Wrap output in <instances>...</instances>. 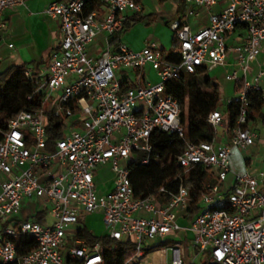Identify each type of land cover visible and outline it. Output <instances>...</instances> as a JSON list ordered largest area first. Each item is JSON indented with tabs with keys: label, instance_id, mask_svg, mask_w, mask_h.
I'll use <instances>...</instances> for the list:
<instances>
[{
	"label": "built area",
	"instance_id": "2783aa9c",
	"mask_svg": "<svg viewBox=\"0 0 264 264\" xmlns=\"http://www.w3.org/2000/svg\"><path fill=\"white\" fill-rule=\"evenodd\" d=\"M184 1L186 15L169 24L179 62L154 41L139 51L122 41L141 0H60L45 7L61 40L42 70L24 73L41 95L40 107L7 118L0 129V264H116L103 256L101 242L82 237V217L94 213L102 215L103 236L125 246L117 264H193L197 257L207 258L200 264H264V169L251 172L246 161L252 159L243 156L264 145L249 120L250 95L261 92L262 73L250 82L249 64L264 47V0ZM24 2L0 0V32L4 12ZM92 2L97 8L88 11ZM200 11L207 24L195 23ZM99 37L101 49L93 53L89 47ZM199 67L229 69L225 79L242 86L226 101L239 107L232 128L222 110L213 111L206 121L214 138L193 143L185 139L183 105L165 84ZM146 68L157 82L145 78ZM48 117L61 124L51 143ZM217 127L225 129V143ZM154 130L184 142L176 157L178 189L165 202L135 197L129 179L131 160L143 155L139 163L148 162ZM233 149L240 152L235 171ZM105 165L114 174L112 189L99 194L95 178ZM198 168L210 170L215 182L196 188L190 175ZM25 237L33 243L19 244Z\"/></svg>",
	"mask_w": 264,
	"mask_h": 264
},
{
	"label": "trees",
	"instance_id": "16d2710c",
	"mask_svg": "<svg viewBox=\"0 0 264 264\" xmlns=\"http://www.w3.org/2000/svg\"><path fill=\"white\" fill-rule=\"evenodd\" d=\"M97 8L92 2L87 10L91 11ZM128 23H125V29ZM172 47L178 48V44L172 34ZM171 52L167 59L179 62V56ZM39 64L24 63L20 65H9L4 71L0 72V129L7 118H11L22 110L35 111L40 107L41 95L34 93V84L25 77L26 69L32 68L35 72L39 71ZM207 71L205 67L197 68L194 74H182V77L176 81H169L165 84L167 95L179 100L183 105L181 116L182 126L185 130V139L188 142H210L214 138L215 132L207 123V116L216 110H223L228 128H232L233 122L238 114L239 107L234 103L223 105L219 86L205 77ZM241 83L234 84V93L239 92ZM31 96V99L27 98ZM186 99V103H185ZM223 108V109H221ZM249 120L252 123L264 124V96L261 92H253L250 95ZM61 124L52 118H47V133L49 143L61 135ZM1 140V134H0ZM152 153L146 164H140L139 160L143 155L131 160L128 163L129 179L135 197L154 196L157 201L165 202L169 195L175 193L178 189V175L182 169L176 162V157L184 147L183 140L176 136L162 133L154 130L151 134ZM248 162V161H247ZM215 176L208 169L198 168L190 175L197 188L200 182L214 183ZM163 189V192L160 190ZM197 207L193 208L190 219L197 213ZM41 214H38L35 219ZM83 238L88 243L101 242L102 254L105 258H116L124 250L125 246L121 242L109 239L108 237L96 236L88 227L83 230ZM33 241L27 237L20 238L19 244ZM157 245L156 248L160 247Z\"/></svg>",
	"mask_w": 264,
	"mask_h": 264
},
{
	"label": "crops",
	"instance_id": "0c3cea01",
	"mask_svg": "<svg viewBox=\"0 0 264 264\" xmlns=\"http://www.w3.org/2000/svg\"><path fill=\"white\" fill-rule=\"evenodd\" d=\"M54 1L60 0H25L23 6L4 12L3 21L5 27L0 32V72L4 71L9 65H20L30 62L39 64L40 70L46 66L49 53L59 45L61 40L57 21L43 14L45 7ZM141 6V13L131 15L127 22L128 28L125 29V32L121 36L122 41L133 51L141 50L148 41L156 43V40L151 36H144L140 42H137L138 39H141L140 31L146 33L152 28L153 32H157L162 27H168L171 22L181 19L187 12V5L184 0H141ZM220 8V6H217L213 10L219 11ZM207 17L204 11H200V21L195 23L197 25L199 23L207 24ZM237 33L241 34V32ZM231 38L233 39L231 40ZM231 38V41L229 40L228 43L233 45L236 43V38L235 36ZM101 44L102 39L99 37L91 44L89 50L97 53L101 49ZM159 48L163 51V48ZM150 73L153 72L149 68H146L145 78L149 79ZM258 73H262L259 86L262 96H264V47H262L260 53L257 55L256 60L249 64V81L253 82ZM211 81L214 82L212 79ZM254 124L251 122L250 127L253 128ZM256 125L264 126L260 121ZM253 129L257 131V128ZM232 163L233 171L239 170L235 156L232 157ZM246 164L251 172L257 169L254 166L253 160L246 161ZM227 181L230 183L231 176L228 177ZM111 189L112 184L106 190L97 192L105 194Z\"/></svg>",
	"mask_w": 264,
	"mask_h": 264
},
{
	"label": "rangeland",
	"instance_id": "374dc122",
	"mask_svg": "<svg viewBox=\"0 0 264 264\" xmlns=\"http://www.w3.org/2000/svg\"><path fill=\"white\" fill-rule=\"evenodd\" d=\"M153 29L151 28L148 32L144 33L143 31H140V38L136 39L137 42H140L144 36H151L153 39L156 40V43L159 45V47L163 48V51L165 55H168L170 52H174L175 48L171 45V33L169 26L168 27H162L159 31L153 32ZM233 38H231L232 40ZM230 40V41H231ZM124 42V41H123ZM162 50V49H161ZM129 72V71H128ZM229 70L223 69V68H217L213 71H210L206 73L205 77L212 79L220 89V95L223 100V105L225 106L227 99H231L234 97L233 87L234 83L227 81L225 79V75L229 74ZM149 81L152 83L157 82V79L155 78V75L153 73H150L149 75ZM186 103V99H185ZM223 109V108H221ZM253 128H257V132L260 135H264V126H258L256 123L254 124ZM217 135L223 138V143H225V129L223 127H217ZM244 156H249L254 161V166L260 167L264 169V163H260L264 161V145H257L256 147H253L249 150L247 153H243ZM113 172L111 171L110 165L100 167L97 172V176L95 178V184L97 191H104L107 188H109L112 184L113 179ZM35 202V201H34ZM19 218L24 219L25 215L24 213L20 212L17 215ZM83 222L87 225V227L98 237H101L105 235L106 230L104 228L102 215L100 213H94L90 215H83L82 217ZM188 222H181L179 221V225H185L188 226ZM173 240L180 241V237L178 235L173 236ZM188 239H192V234L189 233ZM154 245V243H152ZM207 260L206 257H197L193 264H200V261Z\"/></svg>",
	"mask_w": 264,
	"mask_h": 264
},
{
	"label": "clouds",
	"instance_id": "9594fccd",
	"mask_svg": "<svg viewBox=\"0 0 264 264\" xmlns=\"http://www.w3.org/2000/svg\"><path fill=\"white\" fill-rule=\"evenodd\" d=\"M234 156L239 161L240 160V152L238 149H233Z\"/></svg>",
	"mask_w": 264,
	"mask_h": 264
},
{
	"label": "bare ground",
	"instance_id": "6f19581e",
	"mask_svg": "<svg viewBox=\"0 0 264 264\" xmlns=\"http://www.w3.org/2000/svg\"><path fill=\"white\" fill-rule=\"evenodd\" d=\"M151 257H152V255H149V256H148V259H150Z\"/></svg>",
	"mask_w": 264,
	"mask_h": 264
}]
</instances>
